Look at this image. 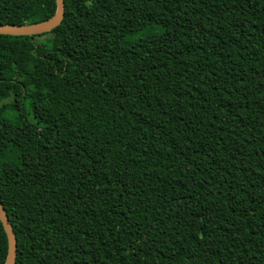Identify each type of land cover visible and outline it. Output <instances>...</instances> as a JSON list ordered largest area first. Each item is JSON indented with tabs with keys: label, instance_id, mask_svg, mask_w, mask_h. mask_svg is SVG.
<instances>
[{
	"label": "trees",
	"instance_id": "obj_1",
	"mask_svg": "<svg viewBox=\"0 0 264 264\" xmlns=\"http://www.w3.org/2000/svg\"><path fill=\"white\" fill-rule=\"evenodd\" d=\"M0 199L15 264H264V0H65L0 34Z\"/></svg>",
	"mask_w": 264,
	"mask_h": 264
},
{
	"label": "water",
	"instance_id": "obj_2",
	"mask_svg": "<svg viewBox=\"0 0 264 264\" xmlns=\"http://www.w3.org/2000/svg\"><path fill=\"white\" fill-rule=\"evenodd\" d=\"M56 3L57 10L52 17L39 22L27 24L0 23V34L35 35L55 29L62 23L65 17V0H56ZM0 219L6 229L9 240L8 256L4 264H15L17 256V237L1 199Z\"/></svg>",
	"mask_w": 264,
	"mask_h": 264
}]
</instances>
